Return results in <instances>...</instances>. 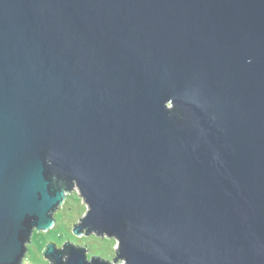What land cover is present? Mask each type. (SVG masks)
<instances>
[{
  "label": "water",
  "instance_id": "1",
  "mask_svg": "<svg viewBox=\"0 0 264 264\" xmlns=\"http://www.w3.org/2000/svg\"><path fill=\"white\" fill-rule=\"evenodd\" d=\"M74 187L50 264H264V0H0V264Z\"/></svg>",
  "mask_w": 264,
  "mask_h": 264
},
{
  "label": "rangeland",
  "instance_id": "2",
  "mask_svg": "<svg viewBox=\"0 0 264 264\" xmlns=\"http://www.w3.org/2000/svg\"><path fill=\"white\" fill-rule=\"evenodd\" d=\"M82 199L77 187H74L71 192L66 194L64 203L54 213L56 224L51 228L54 226L55 228L48 233L42 231L31 236L32 239L28 243V251L23 261L25 264H46L42 249L49 242L56 244L58 247L67 242L85 246L89 250V257L99 256L112 261L116 256L115 252L118 247V241L115 238L99 236L94 233L79 236L74 232V226L87 212V204ZM44 242L47 243L44 245ZM118 264L124 263L121 261Z\"/></svg>",
  "mask_w": 264,
  "mask_h": 264
},
{
  "label": "trees",
  "instance_id": "3",
  "mask_svg": "<svg viewBox=\"0 0 264 264\" xmlns=\"http://www.w3.org/2000/svg\"><path fill=\"white\" fill-rule=\"evenodd\" d=\"M54 228H55V226H54L53 228H50V229H49L48 231H46V232L48 233V232H50V231H51L52 229H54ZM41 232H42V231L38 232L37 230L34 231V233H41ZM45 243H47V242H44V245H45ZM40 250H41V249H40ZM47 261H48V260L46 259V261H45L46 264H49V262H47ZM112 261H113V259H112ZM117 264H118V263H117Z\"/></svg>",
  "mask_w": 264,
  "mask_h": 264
}]
</instances>
